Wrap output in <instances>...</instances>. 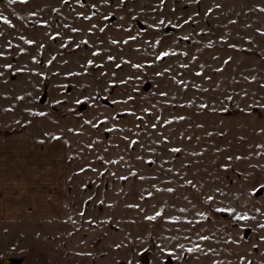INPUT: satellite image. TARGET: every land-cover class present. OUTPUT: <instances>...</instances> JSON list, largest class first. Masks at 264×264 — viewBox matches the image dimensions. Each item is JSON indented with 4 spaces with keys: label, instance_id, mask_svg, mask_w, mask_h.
Masks as SVG:
<instances>
[{
    "label": "rangeland",
    "instance_id": "374dc122",
    "mask_svg": "<svg viewBox=\"0 0 264 264\" xmlns=\"http://www.w3.org/2000/svg\"><path fill=\"white\" fill-rule=\"evenodd\" d=\"M68 144L65 220L0 264H264V0H0V137Z\"/></svg>",
    "mask_w": 264,
    "mask_h": 264
},
{
    "label": "crops",
    "instance_id": "0c3cea01",
    "mask_svg": "<svg viewBox=\"0 0 264 264\" xmlns=\"http://www.w3.org/2000/svg\"><path fill=\"white\" fill-rule=\"evenodd\" d=\"M68 144L60 136L0 137V224L65 220Z\"/></svg>",
    "mask_w": 264,
    "mask_h": 264
}]
</instances>
